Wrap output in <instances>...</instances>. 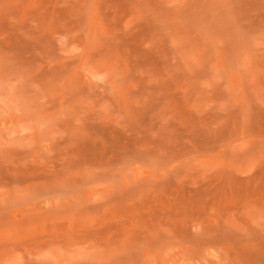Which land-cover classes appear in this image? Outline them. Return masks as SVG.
Wrapping results in <instances>:
<instances>
[{
    "label": "rangeland",
    "instance_id": "obj_1",
    "mask_svg": "<svg viewBox=\"0 0 264 264\" xmlns=\"http://www.w3.org/2000/svg\"><path fill=\"white\" fill-rule=\"evenodd\" d=\"M0 264H264V0H0Z\"/></svg>",
    "mask_w": 264,
    "mask_h": 264
}]
</instances>
